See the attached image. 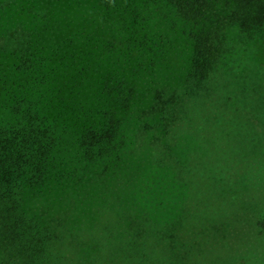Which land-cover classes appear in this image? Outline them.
Masks as SVG:
<instances>
[{"label":"trees","instance_id":"1","mask_svg":"<svg viewBox=\"0 0 264 264\" xmlns=\"http://www.w3.org/2000/svg\"><path fill=\"white\" fill-rule=\"evenodd\" d=\"M113 1L103 2L105 8ZM123 1L125 6L112 14L118 15L112 35L53 34L60 23L46 11L39 13L37 19L45 22L38 30L18 24L0 32V264L143 259L142 252L130 254L125 248L147 240L143 222H106L99 236L81 241L75 238L70 214L52 212L49 205L39 208L37 197L55 196L63 183L77 189L84 181L123 171L133 153L124 133L132 113L138 112L145 130L165 134L181 100L204 85L226 52V29L235 25L248 39L264 31V0ZM224 1L228 12L219 15L216 5ZM152 3L171 6L196 27L190 35L189 91L184 96L177 89L151 85L154 59L164 47V36L146 29L144 11ZM34 6L26 1L24 10L30 13ZM148 100V106H140ZM66 202L84 216V203ZM258 224L264 232V218Z\"/></svg>","mask_w":264,"mask_h":264},{"label":"rangeland","instance_id":"2","mask_svg":"<svg viewBox=\"0 0 264 264\" xmlns=\"http://www.w3.org/2000/svg\"><path fill=\"white\" fill-rule=\"evenodd\" d=\"M26 1L35 5L30 13L24 10ZM108 1L0 0V32L18 24L38 30L45 22L37 19L39 13L46 11L60 23L53 34L112 35L118 26V15L112 14L126 2L115 0L105 8ZM216 9L219 15L228 10L225 1ZM144 12L146 29L164 36L151 85L184 96L196 27L161 3ZM225 32L226 52L204 85L181 100L168 132L145 130L138 112L132 113L124 133L133 153L123 171L84 181L77 189L63 183L55 196L37 197L36 206L70 214L81 241L99 236L106 222H143L147 240L125 246L130 254L142 252L143 259L135 255L115 264H264V232L258 224L264 218V31L253 39L235 25ZM66 199L84 203V216Z\"/></svg>","mask_w":264,"mask_h":264}]
</instances>
